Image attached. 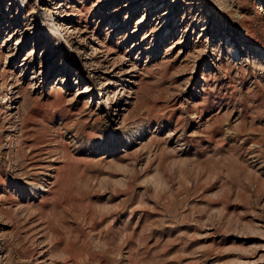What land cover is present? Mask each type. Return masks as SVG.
Returning a JSON list of instances; mask_svg holds the SVG:
<instances>
[{"label":"rangeland","instance_id":"374dc122","mask_svg":"<svg viewBox=\"0 0 264 264\" xmlns=\"http://www.w3.org/2000/svg\"><path fill=\"white\" fill-rule=\"evenodd\" d=\"M0 264H264V0H0Z\"/></svg>","mask_w":264,"mask_h":264}]
</instances>
